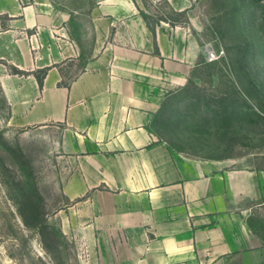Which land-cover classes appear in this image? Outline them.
I'll return each mask as SVG.
<instances>
[{"label":"crops","instance_id":"1","mask_svg":"<svg viewBox=\"0 0 264 264\" xmlns=\"http://www.w3.org/2000/svg\"><path fill=\"white\" fill-rule=\"evenodd\" d=\"M147 14L144 0H94L89 56L65 87L63 66L82 54L71 14L48 0H0L10 22L0 61L26 73L0 71L12 125L63 127L57 148L74 165L63 192L87 207L82 232L98 264H264V165L253 153L184 152L154 130L164 99L207 61L191 22L150 24Z\"/></svg>","mask_w":264,"mask_h":264},{"label":"rangeland","instance_id":"2","mask_svg":"<svg viewBox=\"0 0 264 264\" xmlns=\"http://www.w3.org/2000/svg\"><path fill=\"white\" fill-rule=\"evenodd\" d=\"M188 1L186 11L176 12L166 1L144 0L150 24L191 22L203 55L208 51L186 86L164 99L154 130L184 152L253 153L263 166L264 0ZM48 2L71 14L68 28L82 49L78 60L62 68V83H68L89 56L94 0ZM9 24L0 16L2 28ZM0 71L10 74L12 67L0 61ZM62 132L60 125H12L0 87V264H98L101 255L90 252L82 232L87 207L74 206L63 192L74 165L58 151Z\"/></svg>","mask_w":264,"mask_h":264},{"label":"trees","instance_id":"3","mask_svg":"<svg viewBox=\"0 0 264 264\" xmlns=\"http://www.w3.org/2000/svg\"><path fill=\"white\" fill-rule=\"evenodd\" d=\"M38 72L41 73V76H38V75H37ZM38 72H36V73L34 74V76H35V78H36L38 84L41 85V83H42V79H43V76H44V74L46 73V69L40 70V71H38ZM12 74L25 75L26 73L23 72V71H20V70H18V69H16V68H12ZM61 84H62V86H65V87L68 86V83H61Z\"/></svg>","mask_w":264,"mask_h":264},{"label":"built area","instance_id":"4","mask_svg":"<svg viewBox=\"0 0 264 264\" xmlns=\"http://www.w3.org/2000/svg\"><path fill=\"white\" fill-rule=\"evenodd\" d=\"M204 49H206V48L204 47ZM204 55H205V56H208V51H207V49L204 50Z\"/></svg>","mask_w":264,"mask_h":264}]
</instances>
